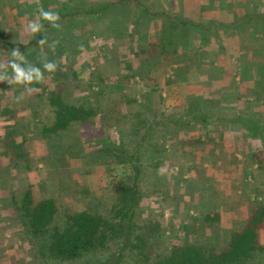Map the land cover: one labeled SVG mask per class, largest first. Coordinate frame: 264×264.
<instances>
[{"label": "rangeland", "instance_id": "obj_1", "mask_svg": "<svg viewBox=\"0 0 264 264\" xmlns=\"http://www.w3.org/2000/svg\"><path fill=\"white\" fill-rule=\"evenodd\" d=\"M71 23L73 22H66L65 27H61L59 31L64 32L61 36L50 38L52 35L50 32L56 35V32L51 29L32 36V41L37 42L41 36L46 35L49 43H52L50 39L61 40L62 38V41L67 40L65 44L77 48L76 51L73 49L72 53L65 50L66 56L63 57V63L59 65L55 73L45 72V82L39 84L40 92L44 91L43 97L47 98L50 91L58 89L62 91L70 104L96 107L109 105L112 101L128 95L136 100L132 107L145 110L151 106L150 116L156 111L164 120L182 117L189 102L200 103L199 114L204 116L206 113H211L204 107L207 102L228 101L226 104L223 102L222 107L217 110H220V117L223 120H227L230 126L232 123L233 129L239 128L234 118L231 121V76L215 72L212 64L217 62L216 59L205 62L210 65L208 68H203L206 69L205 72L202 70L203 73H200L201 69L194 68L193 73L186 74L179 71L175 64L167 63V57H163L162 61L164 60L166 66L162 64L152 66L150 63L148 66L141 67V70H137V78L130 79L126 83V89L123 84L117 82L122 75L120 71H124V75L130 74L126 71H128V64L137 59L136 47L132 48L130 46L132 43L129 44L120 65V58L117 59L111 54L112 51L118 53L119 47L115 46V49L112 47L110 50L105 48L109 43L107 42L108 33L102 31L100 34L85 33L82 45L87 46L86 44L89 43L94 50L83 51L78 43H74L78 27ZM119 24L121 22L115 20L114 26L110 27L112 34L114 33L115 44H120L116 38L120 32ZM8 30L7 27L6 33ZM31 44L32 42L27 45L29 48L27 59L42 68L39 63L43 58H40L39 53L31 50ZM163 44L165 43L158 44L159 48L156 49L164 53L175 52L176 47L174 48L172 44L166 47H163ZM176 46L181 50L187 48L181 43H177ZM3 49L4 47L0 45V51ZM9 51L11 53V50ZM20 51L22 53L21 49ZM10 53L7 57L0 58V61L10 59ZM193 57L194 54L186 52V55L180 58L198 63V59ZM60 58V55L57 56L56 53L48 50V60L58 61ZM185 78H188V82H192L191 88L188 87L190 84H185ZM213 78L221 82L217 88L212 87ZM206 79L209 82L205 88H210L209 90L201 89L200 86V82ZM195 85H199L200 89L193 88ZM14 87L18 88L9 91L7 89L11 88V85L7 82L0 83V104L7 101V98L3 101L2 96H7L11 104L15 103L18 112L23 113L22 111L28 107L23 106L24 100L17 102L16 99L23 89L18 85ZM253 93L254 91L251 92ZM248 97L250 101H253L250 94ZM33 98L32 94L25 95L24 99L35 101ZM21 108L25 109L20 110ZM29 111L22 114L20 116L22 118L16 119V123L12 122L6 126L15 127L17 141L21 144L23 155L18 153L19 148L9 150L10 154H3L6 141L3 137L0 138L2 151L0 153V264H43L36 258L28 239L20 229L12 225L11 217L8 215L10 210L2 204V201L9 197L11 190L21 193L32 186L37 198H55L62 210L75 211L83 207L88 208L90 203L99 210H103L107 200L105 197L107 185L123 174L122 168L116 165L115 159L94 158V151L103 146L100 141L121 143L122 134L111 117L108 123L104 122L106 125L100 122L99 117L95 126L74 125L69 131L47 139L42 135L41 130L45 122L52 120V118L48 119L50 113L47 111L35 118L32 105ZM258 111L263 118L262 125L264 124L263 103L258 107ZM215 117L216 119L201 124L204 125L201 127L206 129L184 131L175 135L172 126L170 129L164 126L154 130L150 136L160 139L166 135L169 138L159 143L162 149V153H159L157 157L160 168L151 166L153 173L151 182H156L159 191L142 199L141 214H139L141 221L150 219L152 223L162 226L161 234L153 239L156 256H167L175 245L187 241L209 246L216 244L222 248L229 240L231 233L245 224L253 209L254 199L257 198L254 190L258 189L264 194V175H261L254 167L247 168L248 173L245 175L242 170L245 169L244 165H247L245 157L239 154L237 156L239 161L233 163L234 154H231V149L235 145H250L254 148L264 144L258 139L238 140L234 137L231 140V130L228 129L223 131L225 137L221 141L220 131L224 125L218 116ZM256 117L257 115L253 114V120L249 123H256L257 121L254 120L257 119ZM124 138L126 142L129 141L127 136ZM199 138L202 144L197 145L194 141ZM11 160L14 163H11ZM3 165L6 167L3 168ZM96 199L101 200L102 203L95 201ZM215 215L219 216V221L208 223L204 220L207 216ZM261 238L264 239V231ZM104 258L103 255L98 257L101 261ZM124 264H133V261L127 260ZM252 264H264V253L259 254Z\"/></svg>", "mask_w": 264, "mask_h": 264}, {"label": "trees", "instance_id": "obj_2", "mask_svg": "<svg viewBox=\"0 0 264 264\" xmlns=\"http://www.w3.org/2000/svg\"><path fill=\"white\" fill-rule=\"evenodd\" d=\"M33 45L38 44L34 42ZM162 46L166 47L168 44ZM20 47L23 50L26 48ZM114 57L118 59L119 52L115 53ZM127 70L125 71L130 74L124 75V71H120L122 75L117 82L123 84L126 89V83L130 79L137 78V68L132 66V63L128 65ZM35 86L40 87L39 84ZM253 91L254 93L251 94L253 101H250L248 96L246 100L241 101L237 107V113L240 114H234L233 118L238 121L249 110L253 112L252 115H257L259 119L255 121L258 123H249L247 120L246 123L241 121L237 125H240L239 129L247 130L251 138L262 141L264 138L260 131L261 127L264 130V126L260 122L258 107L264 104V91L262 89ZM43 93L44 91L34 93L35 101H32L31 105L35 118L47 111L50 113L48 119L52 118V120L43 122L41 130L42 135L47 139L69 131L74 125L95 126L99 117L100 122L103 123H108L110 117L115 120L114 123L122 134L121 143L100 141L103 146L94 151V158L115 159L116 165L122 168L123 174L107 185L105 189L107 200L103 210H99L93 203H90L88 208L83 207L75 211L62 210L55 198H37L32 186L21 193L11 190L9 197L4 199L2 204L10 210L8 215L11 217L9 218L12 225L20 229L28 239L32 251L40 262L43 264H121L123 262L124 264V261L128 260L133 261V264H252L259 254L264 253V246L260 242V231L264 229V201H262L264 194L258 189L254 190L257 198L254 199L253 209L245 224L231 233L222 248L216 244L209 246L187 241L175 245L167 256H156L153 239L161 234L162 226L152 223L150 219L141 221L139 216L142 199L159 191L156 182H151L153 174L151 166L160 168L157 157L162 153V149L159 143L169 139L166 135L160 139L150 137L154 130L164 126L170 129L172 126L175 135L184 131H196L203 128L202 123L212 121L218 116L224 125L220 131L222 141L225 137L223 131L232 130L233 125L231 123L230 126L227 120H223L220 117V110L217 109L222 107L223 102L226 104L228 101L207 102L204 107L211 113H206L204 116L199 114L200 103L189 102L182 117L164 120L156 111L150 116L151 106L145 110L132 107L136 100L128 95L112 101L109 105L88 107L68 103L62 91L58 89L50 91L47 98L43 97ZM236 98L239 99V96ZM237 102H231V105ZM106 106L108 107L105 108ZM8 114L11 116L12 113ZM7 133L4 146L9 147V150L19 148L18 153L23 155L21 144L17 141L16 129ZM259 135L261 137H254ZM125 136L129 141L126 142ZM200 138L194 143L202 144ZM245 162L247 165L242 169L245 175L248 173L247 168H251L254 164L257 166L256 171L264 175V150H255L251 154H246ZM95 201L102 203L99 199ZM204 220L213 223L219 221V216H207ZM99 255H103L104 260H99Z\"/></svg>", "mask_w": 264, "mask_h": 264}, {"label": "crops", "instance_id": "obj_3", "mask_svg": "<svg viewBox=\"0 0 264 264\" xmlns=\"http://www.w3.org/2000/svg\"><path fill=\"white\" fill-rule=\"evenodd\" d=\"M41 7L46 11L58 13L61 27H65L66 22L69 21L78 27L74 43H78L83 51L94 50L89 43L86 44L87 46L82 45L85 33L100 34L101 31L108 33L107 42L109 43L105 48L110 50L112 47L114 49L115 46L119 47L120 65L130 43L132 48L136 47L137 59L131 63L135 68L138 67L137 70H141V67L148 66L150 63L152 66L165 65L162 58L167 57V63L175 64L179 71L191 74L194 68H199L200 73H203L206 71L203 68L210 66L205 62L216 59L217 62L212 64L215 72L231 76V102L238 101L231 105V119L235 117L234 114H240L237 113V107L241 101L247 99L249 94L251 95L253 90L264 91V0H0V45L4 47L3 51H0V58L7 57L9 50L12 51L14 48H20L22 53L27 55L29 50L27 45L31 42V50L39 53L40 58H43L39 45L33 47L35 41H32V35L25 31L27 23L38 18L37 9ZM115 20L121 22L119 35L116 36L120 44L114 43V33L112 34L110 28L114 26ZM41 23L44 25V31L51 29L56 32V35L50 32L52 34L50 38L64 33L59 31L61 28L53 29L42 20ZM7 27L8 33H6ZM50 41H58L55 51L57 56L65 57V50L71 53L73 49L77 50L76 47L65 44L67 40L62 41V38L61 40L50 39ZM160 43L172 44L174 48L176 47L175 52L167 56L164 52L158 51L156 48H159ZM177 43L186 45V50H181L176 46ZM20 46L26 48L23 50ZM162 49L165 50L163 47ZM48 50L50 49L45 46L44 52L47 53ZM186 52L194 54L193 58L198 59V63L181 60L180 57L186 55ZM111 54L114 56L115 53L112 51ZM187 79L185 78V84H190L188 87L191 88L192 82H188ZM208 82L207 79L200 82L201 89L209 90L210 88H205ZM211 83L213 88H217L221 82L213 78ZM200 86L195 85L193 88L200 89ZM16 88L18 87L12 85L11 88L6 89L13 91ZM236 96H239V99ZM4 98H7V101L0 104V138H6L7 132L15 129V127L6 126L22 118L20 117L22 114L29 113L32 103L31 99H23V106L28 108L20 113L15 108V103L9 102V97L2 96L3 101ZM249 111L235 123L253 120ZM9 112L12 113L11 116ZM262 119L261 115L260 122ZM238 127L240 128V125ZM239 128L231 130V138L253 139L247 130ZM262 129L260 134L264 138ZM261 142L264 144V140H260ZM5 148L3 154H10L9 147ZM255 150H264V146L258 145L252 148L250 145H235L231 149V154H234V156L231 155L232 162L239 161L237 157L239 154L245 157L246 154H251ZM0 153H2L1 150ZM10 162L14 163L13 160ZM5 167L3 165V168ZM252 167L257 169L255 164ZM263 231L264 229L260 231V242L264 246V239L261 238Z\"/></svg>", "mask_w": 264, "mask_h": 264}, {"label": "clouds", "instance_id": "obj_4", "mask_svg": "<svg viewBox=\"0 0 264 264\" xmlns=\"http://www.w3.org/2000/svg\"><path fill=\"white\" fill-rule=\"evenodd\" d=\"M38 18L29 21L26 25L25 31L36 36L44 31V25L41 20L47 22L51 28L60 29L59 23L60 16L58 13L52 11H46L42 7L37 9ZM39 45L41 56V67H37L36 64L31 63L27 56L21 53L19 48H14L10 53V59L6 61H0V83L7 82L9 85H18L23 91L20 96L17 97V102L22 101L25 95H32L38 93L41 89L35 85L45 82V72L49 74L55 73L59 69V65L63 63V57L58 61L48 60L47 53L44 52L45 46H47L53 53L56 51L58 41L49 43L47 36H43L37 41Z\"/></svg>", "mask_w": 264, "mask_h": 264}]
</instances>
